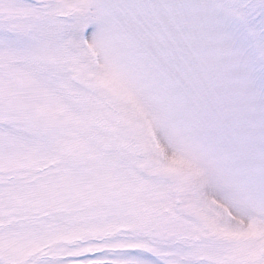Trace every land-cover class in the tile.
<instances>
[{
	"label": "snow or ice",
	"instance_id": "1",
	"mask_svg": "<svg viewBox=\"0 0 264 264\" xmlns=\"http://www.w3.org/2000/svg\"><path fill=\"white\" fill-rule=\"evenodd\" d=\"M0 264H264V0H0Z\"/></svg>",
	"mask_w": 264,
	"mask_h": 264
}]
</instances>
